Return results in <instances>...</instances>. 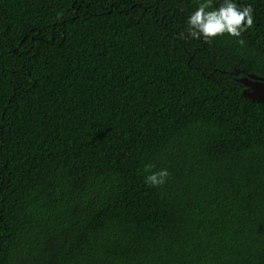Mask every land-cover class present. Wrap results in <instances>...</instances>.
<instances>
[{
    "label": "trees",
    "instance_id": "16d2710c",
    "mask_svg": "<svg viewBox=\"0 0 264 264\" xmlns=\"http://www.w3.org/2000/svg\"><path fill=\"white\" fill-rule=\"evenodd\" d=\"M201 2L0 0V264H264V0Z\"/></svg>",
    "mask_w": 264,
    "mask_h": 264
},
{
    "label": "clouds",
    "instance_id": "9594fccd",
    "mask_svg": "<svg viewBox=\"0 0 264 264\" xmlns=\"http://www.w3.org/2000/svg\"><path fill=\"white\" fill-rule=\"evenodd\" d=\"M188 27L185 32L179 34L180 39H204L210 43L218 36L225 34L237 38L240 45L244 40L240 39L242 33L250 29L254 24L253 8L251 5L238 7L233 0H223L218 7H213V0H202L197 10L188 18ZM153 165H145V171L150 174L145 177L149 186L159 187L166 183L169 176L167 169L152 171Z\"/></svg>",
    "mask_w": 264,
    "mask_h": 264
},
{
    "label": "water",
    "instance_id": "95a60500",
    "mask_svg": "<svg viewBox=\"0 0 264 264\" xmlns=\"http://www.w3.org/2000/svg\"><path fill=\"white\" fill-rule=\"evenodd\" d=\"M238 82L244 86L243 96L246 99L264 102V77L256 74L243 75Z\"/></svg>",
    "mask_w": 264,
    "mask_h": 264
}]
</instances>
